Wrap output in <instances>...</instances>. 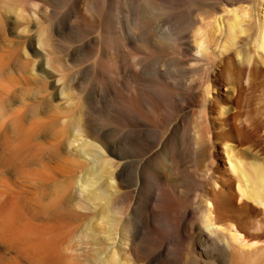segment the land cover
I'll list each match as a JSON object with an SVG mask.
<instances>
[{"label":"bare ground","instance_id":"bare-ground-1","mask_svg":"<svg viewBox=\"0 0 264 264\" xmlns=\"http://www.w3.org/2000/svg\"><path fill=\"white\" fill-rule=\"evenodd\" d=\"M239 2L246 5L230 8ZM199 14L206 27L200 40L190 32ZM50 19L65 34L70 59L84 63L97 51L71 73L69 84L64 74L53 76L59 62L43 29L36 35L41 60L28 50L30 24L40 27ZM128 46L141 55L125 50ZM192 72L198 77L194 73L187 82L184 77ZM87 81L90 91L83 86ZM260 81L264 0H0V245L16 250L15 256L0 254V264H21L23 258L62 264L49 237L52 225L43 224L46 234L35 241L27 222L40 214V222L81 218L74 198L56 204L51 196L58 183H70L58 177L75 168L82 171L77 189L98 207L96 228L114 234L124 209L111 199L121 182H128L122 169L128 160L116 152L118 161L109 157L114 149L99 121L102 104L119 117L142 121L151 133L168 113H182L181 124L195 118L206 178L199 181L192 172L189 177L205 207L201 222H171L177 230L199 231L186 261L182 252L158 243L150 227L154 223L144 243L139 222L121 225L123 238L113 249L106 247L107 235L95 236L86 225L97 244L94 264H264V96L248 109L240 102L242 93ZM77 90L83 92L86 114L68 118ZM217 142L226 153V172L212 160ZM192 143L186 148L189 156L197 155ZM65 144L72 152L62 151ZM176 151L168 149L171 161ZM36 161L44 168L41 176L32 169Z\"/></svg>","mask_w":264,"mask_h":264},{"label":"rangeland","instance_id":"rangeland-1","mask_svg":"<svg viewBox=\"0 0 264 264\" xmlns=\"http://www.w3.org/2000/svg\"><path fill=\"white\" fill-rule=\"evenodd\" d=\"M244 4L246 5V3ZM244 4L243 2H239L230 8H236ZM259 13L261 17V8ZM202 17L203 15L199 14L198 21L190 26V32L196 34L198 40L204 38L203 33L206 31ZM30 27L32 32L30 34L31 39L29 40L28 50L31 56L36 60H41L42 53L41 48L37 46L36 35L43 29V39L49 46L51 45L49 49L53 51V56L59 62V71L57 73L52 70L53 76H58L59 73L64 74L67 84H69V79L73 80L72 74H75L76 68L80 64H87L92 61L97 54L96 50L91 51L83 60L84 63H80L75 58V61L70 59L67 49L64 46L65 43H68L66 38L64 39L65 34L62 33L61 27L53 19L44 21V24L40 27L33 24H30ZM125 50L135 55H141V52L133 46H128ZM193 75L195 77L197 75L198 77L196 72H192L185 76L184 79L187 82L192 79L194 80L195 77ZM83 86L87 91H90L92 88V84L90 86L88 81ZM67 90L70 94L72 93L71 89L67 88ZM223 92H225L224 87ZM82 94L83 92L78 90L75 92V99L72 102L75 108L67 114L68 118L73 113V115L82 118L85 116L87 107L84 100L80 98ZM262 95L264 96V82L260 81L253 88H248L242 93L240 102L244 109H248L251 106L254 107L255 103L263 97ZM71 98L73 99L72 95ZM102 106L103 108H100L98 113L99 121L108 131L109 144L114 149V154H111L109 157L113 161H118L116 155L118 153L123 157L126 156L125 159L128 160L122 166V169L126 168L128 182H121V185L118 187V192L111 199L117 206H122L124 209L120 215V220L116 223L114 234H100L98 228H96L97 222H95V219L97 217L98 207L87 201L83 193L77 189L75 179L80 178L82 171L75 168L69 174L58 177V180L63 178L67 179L66 182H70L69 184L67 183L70 187L58 183L54 187L51 196L54 198L53 203L56 204L59 203L58 200L67 203V201L73 200L71 198H74V201L79 204L75 206V209L82 214L81 218L76 222H40L42 217V214H40L38 219L27 222L30 225L29 233L31 238L39 241L46 234L43 229V224L46 225L49 223L48 225H52L49 227V230H52V233H49V237L55 240L54 250L58 247L61 255L58 254L57 256L61 259L62 264H94L92 254L97 244L93 242V236L85 231L86 225L92 227L95 236L97 234L100 237L107 235L106 247L113 249L117 248L121 238H123V234L121 233V225L123 223L130 225H135L139 222L143 223L145 227L144 243H148L150 238L147 232L148 225L154 223L155 226L150 227L156 233L158 243L164 242V245L182 252L183 261H186L188 255L196 247V239L199 231L196 230L189 233L185 229L177 230L173 228L174 225L171 222H201L202 210L205 207L200 197L196 196V193L199 191L194 185V179L189 177V173L192 172L199 181L205 180L206 178V171L203 170L205 166L201 165L203 161L199 159L203 157L200 156V153L203 151V143L199 141L196 144L198 141V128L194 126L195 118H189L188 122L185 121L181 124V119H183L182 113L175 114V116L174 114L171 115L168 113L166 118H164L165 120L162 117L159 128L154 133H151L149 127L142 121L119 117L118 114L107 109L104 104ZM165 106L163 109L167 112L169 109L167 108L168 106ZM169 115L170 118L168 117ZM69 121L70 119H68V124ZM185 128H188L185 131L186 134L184 133ZM189 136L194 138V141L190 140L188 138ZM41 140L42 138H40L39 143ZM189 141L190 143L193 142V146H197V150H195L197 151V155L194 154L195 158L194 155L189 156L186 151ZM176 147H178V151H176L177 155L175 160L171 161L167 151L168 149ZM72 149L73 146L65 144L62 151L69 153L72 152ZM163 149L166 150L165 153H163ZM214 152V158L212 160L219 166L221 171L226 172L229 163L226 153H224V147L217 142L214 146ZM231 152L233 156L232 160L237 168L236 162L240 159V151L238 148H235ZM32 169L35 170L34 173L37 176H41V173L44 172L40 161H36ZM64 186H66L65 189ZM166 188L171 189L170 195H165ZM37 196L42 198L43 195L39 192ZM42 202L46 203L43 200ZM130 232L132 231L129 230L127 234ZM0 254H5L6 257L15 256L16 250H10L8 247L0 245ZM35 260L36 264H55L40 261L36 258ZM21 264L34 263L23 258L21 259Z\"/></svg>","mask_w":264,"mask_h":264}]
</instances>
